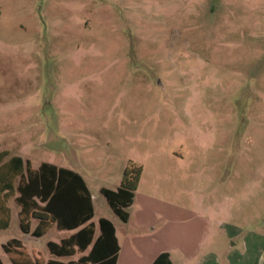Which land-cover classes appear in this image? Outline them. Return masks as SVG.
<instances>
[{"label": "rangeland", "instance_id": "374dc122", "mask_svg": "<svg viewBox=\"0 0 264 264\" xmlns=\"http://www.w3.org/2000/svg\"><path fill=\"white\" fill-rule=\"evenodd\" d=\"M0 148L112 189L140 165L139 264H264V0H0ZM8 205L0 264L9 238L49 258L60 231Z\"/></svg>", "mask_w": 264, "mask_h": 264}, {"label": "trees", "instance_id": "16d2710c", "mask_svg": "<svg viewBox=\"0 0 264 264\" xmlns=\"http://www.w3.org/2000/svg\"><path fill=\"white\" fill-rule=\"evenodd\" d=\"M0 150V230L8 226L12 198L18 206L19 231L31 237H40L51 227L72 230L58 243L47 241L46 247L54 256H72L74 260L60 263L53 259L44 261L41 255L28 252L17 238H9L1 245L12 264H115L118 245L111 222L98 218V234L93 238L94 225L90 193L81 177L74 171L40 162L35 168L27 159L9 155ZM141 166L131 161L124 166L119 185L113 190L99 189L111 211L121 221H126V207L132 202ZM31 220L35 226L30 229ZM88 248L86 253H83ZM151 264H170L167 252H160Z\"/></svg>", "mask_w": 264, "mask_h": 264}, {"label": "crops", "instance_id": "0c3cea01", "mask_svg": "<svg viewBox=\"0 0 264 264\" xmlns=\"http://www.w3.org/2000/svg\"><path fill=\"white\" fill-rule=\"evenodd\" d=\"M0 150H3V148H0ZM6 150V149H5ZM8 151V150H7ZM9 152V151H8ZM9 155H17V154H12L9 152ZM8 155V156H9ZM19 156V155H18ZM21 157V156H20ZM22 158V157H21ZM23 159H27V158H23ZM28 160V159H27ZM29 161V160H28ZM40 162H46V161H40ZM39 162V163H40ZM30 163V161H29ZM39 163L35 166H32L31 163V167L35 168L39 165ZM50 163V162H48ZM51 164H54V163H51ZM55 166L57 167H63V166H59V165H56L54 164ZM64 168H67V167H64ZM67 169H70L74 172H76L80 177L81 179L83 180L85 186L87 187L89 193H90V196H91V203H92V217L90 218V221L93 223L94 225V231H93V238L98 234V226H97V220L98 218L100 217H103V218H106L108 219L112 226H113V229H114V236L116 238V243L118 245V250H117V254H116V259H115V264H118L119 263V260H120V257L121 255L126 256L128 261L131 263V264H139V261H137L139 258V254L137 255V250H138V246L141 244V241H139L138 236L140 235L141 237V234L142 233V226H143V218H142V211H144L147 207V205L145 204H148L146 203L143 199L141 201H139V198L137 200V187H138V184H137V187L136 189L134 190V193H133V197H132V202L130 203V205L128 207H126V212H127V219L126 221H121L120 220V224H119V231L120 233L122 234V240L120 241L119 239V236L117 235V228H116V225L114 224V221L112 219H109L108 217H105L99 213L96 212V208H95V203H94V200H96V202L100 201V199L98 197L94 198L93 195H92V189L93 188V192H98L99 193V189L101 187H104V186H101V185H96L94 183V181L86 174L84 173H80L78 172L77 170L75 169H71V168H67ZM139 182V180H138ZM118 186V185H117ZM115 186V188L117 187ZM105 188H108V187H105ZM114 188V189H115ZM109 189H112V188H109ZM113 189V190H114ZM12 202V198H10L7 202V205ZM15 206L17 207L16 209V216H17V211H18V206L15 204ZM133 206H136V208H138L139 210L141 209V212L139 211L138 213H133V212H130L128 211L127 209H130V208H133ZM9 207V205H8ZM10 209V207H9ZM174 217H171V221H173ZM9 220H10V217H9ZM35 223L36 221L35 220H31L30 222V229H32L34 226H35ZM9 224V223H8ZM18 225V224H17ZM7 228V227H6ZM54 227H51L50 229H52ZM153 228V227H151ZM5 229V228H4ZM50 229L47 231L49 232ZM56 229V228H55ZM3 230V229H1ZM58 230V229H56ZM60 231V234L58 235V238H57V241H53V242H56L58 243L59 240L61 238H64V237H67L69 236L71 233H73L75 231V229H72V230H58ZM46 232V233H47ZM46 233H44L43 235H45ZM22 234V233H21ZM136 234V235H135ZM23 236H26L27 238H30V239H34L35 237H31L29 235H24L22 234ZM42 235V236H43ZM41 237V236H40ZM39 238V237H37ZM19 239V238H17ZM22 246L25 247V245L23 244V241L21 239H19ZM48 241H51V240H48ZM47 242V241H46ZM123 244V245H122ZM180 248L179 246L176 247V245H162L158 248V250H156L150 257L149 259V263L148 264H151V262L153 261V259L156 257L157 254H159L160 252H167L168 253V256H169V260H170V264H173V259H174V255L176 254V249ZM25 249L27 250V248L25 247ZM88 250V248H86V250L83 252V253H86ZM28 252H30L31 254H34L35 256H38V255H41L39 251L35 250V249H31L30 251L27 250ZM50 257L47 258V259H53V260H56L60 263H63V262H66L68 260H73V259H68V260H62V256L58 257V256H54L52 255L51 253H49ZM78 255V254H77ZM42 256V255H41ZM73 256V255H72ZM43 257V256H42ZM65 257V256H64ZM69 257V256H67ZM78 257V256H77ZM125 257V258H126ZM130 258H132V260H129ZM133 258H134V262H133ZM211 254L208 252L207 254H205L203 257L197 259L194 264H210V261H211ZM44 261H46L47 259H45L43 257ZM187 259V258H185ZM127 261V262H128ZM137 261V262H136ZM45 264V263H44Z\"/></svg>", "mask_w": 264, "mask_h": 264}]
</instances>
